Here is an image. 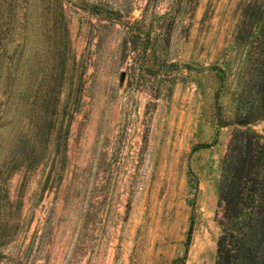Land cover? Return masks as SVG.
Masks as SVG:
<instances>
[{
	"label": "rangeland",
	"instance_id": "1",
	"mask_svg": "<svg viewBox=\"0 0 264 264\" xmlns=\"http://www.w3.org/2000/svg\"><path fill=\"white\" fill-rule=\"evenodd\" d=\"M263 4L0 0V264H214Z\"/></svg>",
	"mask_w": 264,
	"mask_h": 264
},
{
	"label": "trees",
	"instance_id": "2",
	"mask_svg": "<svg viewBox=\"0 0 264 264\" xmlns=\"http://www.w3.org/2000/svg\"><path fill=\"white\" fill-rule=\"evenodd\" d=\"M253 11L236 34L247 68L233 121L227 124L232 130L217 185L215 223L220 233L214 264H264V127L254 129L264 123V4ZM219 72L223 85L224 73ZM193 229L191 216L186 253Z\"/></svg>",
	"mask_w": 264,
	"mask_h": 264
}]
</instances>
